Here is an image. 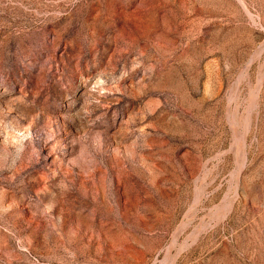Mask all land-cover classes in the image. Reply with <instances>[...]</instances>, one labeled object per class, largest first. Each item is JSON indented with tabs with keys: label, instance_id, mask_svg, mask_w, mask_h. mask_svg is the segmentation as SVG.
I'll use <instances>...</instances> for the list:
<instances>
[{
	"label": "rangeland",
	"instance_id": "obj_1",
	"mask_svg": "<svg viewBox=\"0 0 264 264\" xmlns=\"http://www.w3.org/2000/svg\"><path fill=\"white\" fill-rule=\"evenodd\" d=\"M0 264H264V0H0Z\"/></svg>",
	"mask_w": 264,
	"mask_h": 264
},
{
	"label": "bare ground",
	"instance_id": "obj_2",
	"mask_svg": "<svg viewBox=\"0 0 264 264\" xmlns=\"http://www.w3.org/2000/svg\"><path fill=\"white\" fill-rule=\"evenodd\" d=\"M192 207V206H191Z\"/></svg>",
	"mask_w": 264,
	"mask_h": 264
}]
</instances>
